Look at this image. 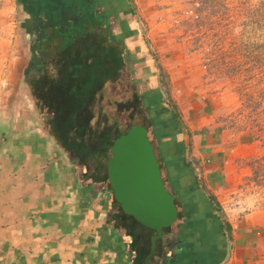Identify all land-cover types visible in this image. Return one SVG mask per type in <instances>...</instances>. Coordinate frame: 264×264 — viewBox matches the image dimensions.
I'll return each mask as SVG.
<instances>
[{
	"label": "crops",
	"instance_id": "obj_1",
	"mask_svg": "<svg viewBox=\"0 0 264 264\" xmlns=\"http://www.w3.org/2000/svg\"><path fill=\"white\" fill-rule=\"evenodd\" d=\"M55 1L31 0V20L22 22L23 36L29 26L31 39L46 27L50 35L45 57L31 65V79L30 68L23 76L34 117L31 133L8 140L0 127V264H145L156 232L123 215L101 183L111 152L100 133L130 125L147 129L186 227L178 237L163 232L148 264H264V211L225 214L219 199H209L207 191L216 195L228 178L230 161L247 159L251 146L228 138L215 123L212 102L197 86L191 65L187 77H179L172 62L163 63L175 113L163 98L154 55L145 67L125 50L126 60L117 63V47L104 42L100 81L93 53L100 42L91 43L90 31L83 43L80 32L65 40L68 26L76 24L54 28V21L65 23ZM10 3L0 0L1 21ZM97 26L91 20L83 29ZM12 72L18 73V65ZM8 83L0 81V90ZM60 99H66L61 111L53 102ZM64 111L71 134L60 137L55 116Z\"/></svg>",
	"mask_w": 264,
	"mask_h": 264
},
{
	"label": "rangeland",
	"instance_id": "obj_2",
	"mask_svg": "<svg viewBox=\"0 0 264 264\" xmlns=\"http://www.w3.org/2000/svg\"><path fill=\"white\" fill-rule=\"evenodd\" d=\"M126 2L160 68L158 77L166 90L163 98L169 108L175 113L165 81L169 75L163 69V63L172 62L179 77H187V64H190L197 86L212 102L215 123L226 130L228 138L234 136L237 141L251 146L247 159L241 163L236 158L230 161L228 178L216 195H210L212 193L207 191L209 196L216 202L219 199L225 214L241 216L264 211L263 175L253 176L250 165L253 159L264 156V0ZM6 13L3 21L0 20V81L9 79L11 83L0 90V127L4 128L1 132L5 138L10 134L8 140H18L29 136L33 123L31 118H34L27 95L29 88L23 77L29 68L31 36L21 34L23 19L29 17L21 5L11 0ZM67 14L69 19L75 16L70 12ZM75 17L78 19L79 15ZM88 22L74 25L75 29L71 24L66 32L73 37L80 32L78 37L83 39V43L86 33L90 31L91 43L100 42V47H94L93 53L101 81L105 75L100 76V71L104 72L105 69L101 67L99 58L101 51L106 50L101 39L107 36V32L110 38L108 42L116 39L108 26L107 32L96 27L95 30L83 29ZM53 23L56 25L54 28L58 29H66L68 25L60 24L59 20ZM97 25L104 27L102 23ZM88 43L86 40L85 47L91 45ZM69 44L71 41L66 45ZM15 65H18L17 74L12 72ZM12 74L14 77L10 78ZM27 74L29 76L30 72ZM111 146H108L109 152ZM9 148L5 145L3 151ZM263 172L264 168L261 174Z\"/></svg>",
	"mask_w": 264,
	"mask_h": 264
},
{
	"label": "water",
	"instance_id": "obj_3",
	"mask_svg": "<svg viewBox=\"0 0 264 264\" xmlns=\"http://www.w3.org/2000/svg\"><path fill=\"white\" fill-rule=\"evenodd\" d=\"M106 168L112 196L122 212L156 232L145 261L148 264L155 242L162 237L163 229L176 221L178 214L144 126H132L114 140Z\"/></svg>",
	"mask_w": 264,
	"mask_h": 264
},
{
	"label": "flooded vegetation",
	"instance_id": "obj_4",
	"mask_svg": "<svg viewBox=\"0 0 264 264\" xmlns=\"http://www.w3.org/2000/svg\"><path fill=\"white\" fill-rule=\"evenodd\" d=\"M59 1L58 0L55 1L59 6L57 4L55 5H57L59 8L58 13H62L61 14L63 15L62 20L65 23H75L76 25H79L81 22H88L89 19H91V20H95L97 24L102 23L104 27L99 28V25H98L97 28L98 30L104 29V31L106 32H107L106 26H108V29L111 31L116 41L108 42L110 40L108 36V32H107V36L102 37L101 41L103 43L104 42L109 43L111 45L110 47H114V46L117 47V56H116L117 63L121 62L122 60L124 63V60H126L128 56L127 52H132V54H134L135 56H138L141 65L143 64L144 66H145L144 63H147L149 61L150 54L153 56V54L151 53L148 46L144 43V41L139 43L140 39L143 38L142 32L140 28L135 24L134 19H133L134 14L131 11V8L128 6L126 0H59ZM67 12H70V15L72 14H75V16L79 15L78 19H75L76 18L75 16L69 19L70 16H68ZM69 20H72L73 22H69ZM29 27H30V31H29L28 37L31 36V26ZM35 39L33 38L31 39V46L29 50L28 67L30 68L29 70L30 79H31V65L33 63L36 64L37 61L41 60L42 58V55H41L42 53H40L38 46L40 44L43 45V43L40 40L39 36H37ZM34 43L36 44L34 45ZM119 49H123L125 54L123 53L122 56H119L118 55ZM125 50H127V52ZM154 152H155V147H154ZM155 155H156V152H155ZM160 171H161V166H160ZM174 202H175V198H174ZM175 205H176L177 214H178L177 219L170 227H168L167 230L163 229V232H168L172 230V232L176 234V236L178 237L180 232L181 233L185 232L186 227L180 224V219L182 215L179 209L180 206H178L176 202H175ZM163 232H162V236H163Z\"/></svg>",
	"mask_w": 264,
	"mask_h": 264
},
{
	"label": "trees",
	"instance_id": "obj_5",
	"mask_svg": "<svg viewBox=\"0 0 264 264\" xmlns=\"http://www.w3.org/2000/svg\"><path fill=\"white\" fill-rule=\"evenodd\" d=\"M20 1V5H22V7L24 8V12L25 13H27L29 16H30V20H31V0H19ZM48 28L46 27V31L45 32H43L42 34H40L39 35V37H40V40L42 41V43L44 44V43H46V40L47 39H49V34L47 33V30ZM44 30V29H43ZM69 38V36H66L65 37V40L66 39H68ZM69 40V39H68ZM38 41V40H37ZM39 50H40V53H42L43 54V56L45 57V55H44V50H45V47L42 45V44H40L39 46ZM66 49V47H64V49L61 51V52H63L64 50ZM41 54V55H42ZM66 102V99H60V100H55V101H53L54 103H55V105L57 106H59V111H61L62 109H63V106H65V102ZM53 102L51 103L52 105H53ZM57 102V103H56ZM71 104H74V101L72 102V103H70V105ZM70 116L68 115V114H65V111H64V113H59V114H57L56 116H55V123H56V126H58V128H60L61 130H58L57 131V133H58V135L60 136V137H64V136H66V134L67 135H69V134H71V132L68 130V128L66 129V126H68L67 125V120H68V118H69ZM62 126V127H61ZM106 127V126H105ZM130 127H132V125H130V126H128V127H126L124 130H122V131H117L116 133H114V134H109V132H101L100 133V136H99V138L100 139H106L107 141H108V146L109 145H111V144H113V142H114V140L117 138V137H119L120 136V134H122L124 131H126L128 128H130ZM62 128H65V130H62ZM149 136V135H148ZM149 139H150V137H149ZM151 141V140H150ZM244 141V140H243ZM108 146H107V149L106 150H108ZM83 147V146H82ZM108 153H110L109 152V150H108ZM107 156V155H106ZM105 157V156H104ZM107 158H109V156L107 157ZM106 162H107V159H106ZM106 162H105V164H104V167H105V169H104V174L102 175V184L104 183V184H106L107 186H109V184H108V181H107V169H106ZM263 162V164H261ZM251 166H252V173H253V176H255V177H258V176H262L263 175V181H264V172H263V174H261L262 173V170H263V168H264V156H261V157H257L255 160L253 159V161L251 162V164H250ZM100 179H101V176L99 177ZM104 179V180H103ZM105 179H106V182H105ZM109 190H110V186H109ZM111 191V190H110ZM209 199H210V201L212 202V203H214V204H216V201L214 200V198L212 197V196H209ZM114 202L116 203V206L118 207V209L120 210V212L123 214V215H125V216H127L128 218H130V219H132L136 224H139L136 220H134L132 217H130V216H128V215H126V214H124L123 212H122V210H121V208H120V205L115 201V199H114ZM141 225V224H140ZM168 228H165L164 230H167Z\"/></svg>",
	"mask_w": 264,
	"mask_h": 264
}]
</instances>
